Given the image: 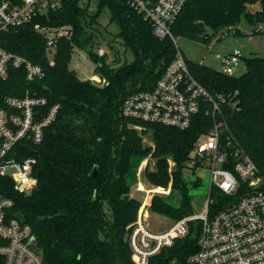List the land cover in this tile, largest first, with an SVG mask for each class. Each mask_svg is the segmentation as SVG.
<instances>
[{
	"label": "trees",
	"instance_id": "1",
	"mask_svg": "<svg viewBox=\"0 0 264 264\" xmlns=\"http://www.w3.org/2000/svg\"><path fill=\"white\" fill-rule=\"evenodd\" d=\"M256 3L261 9L250 11L248 5ZM104 8L118 27L115 34L132 51L133 59L112 66L106 56L90 52L97 73L105 79L99 85L79 78L69 63L71 41L85 46L92 38L86 27H91ZM241 18L250 24L263 22L264 0H186L170 31L175 38L207 40L205 27L213 31L220 27L238 31L236 26ZM45 21L74 27L70 40L64 37L57 40L52 65L45 55L44 38L31 25H19L0 33V44L5 49L26 56L44 70L43 77L32 81H26L15 71L7 80L0 79V102L7 94L22 95L30 88L46 98L48 106L59 105L55 120L44 128L42 141L29 149L36 158V187L23 194L12 189L5 179L7 185L1 189L13 201L11 215L31 226L43 264H136L126 240V227L134 220L139 204L134 197L123 196L135 182L139 163L150 155L154 168L145 170L146 179L161 185L171 181L180 190L179 205L153 196L151 211L172 220L191 214L193 206L182 169L191 159L198 139L211 129L214 120L225 126L220 132L225 150L230 153L237 146L243 149L264 178V56L243 55L245 71L239 75L186 60L191 74L218 103V112L213 116L211 102L201 100L190 124L179 128L134 120L120 113L123 99L135 91L152 88L173 59L176 48L171 37L155 36L150 22L124 0H97L93 15L78 0H63L62 7L50 12ZM15 85L19 88L15 89ZM147 130H151L152 139L148 145L142 138ZM169 160L174 162L171 169ZM94 165H97L95 176ZM224 166L232 169V161ZM198 182L199 179L194 184ZM246 187V183L239 181L236 190L227 194L211 185L209 194L213 202L209 212L233 203ZM193 223L185 238L193 243L191 250L197 236ZM161 263L162 256L150 260V264ZM0 264H4L1 256Z\"/></svg>",
	"mask_w": 264,
	"mask_h": 264
},
{
	"label": "built area",
	"instance_id": "2",
	"mask_svg": "<svg viewBox=\"0 0 264 264\" xmlns=\"http://www.w3.org/2000/svg\"><path fill=\"white\" fill-rule=\"evenodd\" d=\"M95 1L78 0L87 11ZM124 1L150 22L155 36L171 37L176 51L152 88L135 91L123 99L120 113L134 120L184 128L199 110L201 100L206 99L211 102L214 116L218 112V103L191 74L170 31V25L186 0ZM62 5L63 0H0V33L19 25H31L44 38L45 55L52 65L57 40L60 37L70 40L74 33L72 25H52L45 21L50 12L58 11ZM86 31L92 32L89 27ZM90 52L98 57L108 54L105 44L96 40L93 32L83 47L71 41V60L76 54L94 70L81 79L102 85L105 79L98 75L97 64ZM242 56L241 49L233 48L221 56L220 70L229 75L236 74ZM14 71L26 81L44 76L40 64L0 44V79L7 80ZM18 88L19 85H15V89ZM31 91L27 88L22 95L7 94L0 102V256L4 264H43L31 226L11 215L13 201L1 190L7 185L5 179L12 189L23 194L32 192L37 185L36 158L29 149L32 144L42 141L44 128L55 120L59 105L48 106L46 98ZM224 128L222 121L214 120L211 129L198 139L189 160L191 166L210 168L203 211L173 219L165 228L154 230L145 221V211L141 208L142 212L139 211L137 218L127 225L126 240L136 264H150L152 258L160 256L161 264H264V178L243 149L237 146L230 153L225 150L220 139ZM231 161L232 169L226 168L224 165ZM239 181L247 185L243 195L210 213L209 205L213 202L210 186L229 194L236 190ZM191 222H194L193 233L197 231L193 250V243L185 239L190 233ZM177 239L181 240L176 242Z\"/></svg>",
	"mask_w": 264,
	"mask_h": 264
},
{
	"label": "rangeland",
	"instance_id": "3",
	"mask_svg": "<svg viewBox=\"0 0 264 264\" xmlns=\"http://www.w3.org/2000/svg\"><path fill=\"white\" fill-rule=\"evenodd\" d=\"M89 6L90 11L87 12L93 15L97 9V0ZM248 9L250 11H255L261 9V5L258 3L248 5ZM236 27L238 31H234L235 28L225 29V27H220L216 31H213L205 27L204 32L206 37H209L207 40L195 41L178 37L176 38V44L186 60L200 62L219 70L221 69V56L227 54L235 47L241 49L244 56H264V21L250 24L245 18H241ZM117 30V25L110 21V13L107 8L100 11L98 18L95 19L91 28H89V31L93 32L94 38L100 43L105 44L108 53L106 55V61L112 66H117L122 62H129L133 59L132 51L125 46L122 38L115 34ZM89 60L92 62L91 59ZM69 67L75 70L79 78L94 73L91 65L76 54L74 55V59L70 61ZM244 71L245 65L241 59L236 74L239 75ZM100 78L104 79L102 76H100ZM94 82L97 83V81ZM142 138L143 143L147 145L152 144L151 130H147V133L143 135ZM172 165H174V162L169 160L170 169ZM153 168L154 158L147 155L138 165L135 176L136 179L135 182L130 185L128 195L129 197H134L139 204L134 219L137 218L138 212L143 208V211H145L144 219L150 228L160 230L168 226L172 219L168 216L151 211L149 208L151 198L153 196H159L176 206L179 205L181 201V194L180 190L174 188L171 181L166 185L154 184L148 181L144 172L145 170L150 171ZM182 176L189 187L188 194L192 201L193 213H201L208 194L210 168L204 166H191L190 162L187 161L186 167L182 169ZM197 179H199V182L195 185L194 182Z\"/></svg>",
	"mask_w": 264,
	"mask_h": 264
},
{
	"label": "water",
	"instance_id": "4",
	"mask_svg": "<svg viewBox=\"0 0 264 264\" xmlns=\"http://www.w3.org/2000/svg\"><path fill=\"white\" fill-rule=\"evenodd\" d=\"M100 151H101V140L98 139L97 141V147H96V152L97 154L99 155L100 154ZM96 172H97V165H94L93 168H92V175L95 176L96 175ZM124 199H128L129 198V195L126 194L123 196ZM32 240L34 241V239L32 238Z\"/></svg>",
	"mask_w": 264,
	"mask_h": 264
},
{
	"label": "crops",
	"instance_id": "5",
	"mask_svg": "<svg viewBox=\"0 0 264 264\" xmlns=\"http://www.w3.org/2000/svg\"><path fill=\"white\" fill-rule=\"evenodd\" d=\"M244 55V54H243Z\"/></svg>",
	"mask_w": 264,
	"mask_h": 264
}]
</instances>
